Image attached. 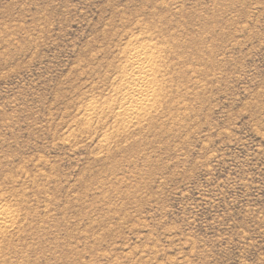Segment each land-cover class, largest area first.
<instances>
[{
	"label": "rangeland",
	"instance_id": "obj_1",
	"mask_svg": "<svg viewBox=\"0 0 264 264\" xmlns=\"http://www.w3.org/2000/svg\"><path fill=\"white\" fill-rule=\"evenodd\" d=\"M0 208V264H264V0H0Z\"/></svg>",
	"mask_w": 264,
	"mask_h": 264
},
{
	"label": "bare ground",
	"instance_id": "obj_2",
	"mask_svg": "<svg viewBox=\"0 0 264 264\" xmlns=\"http://www.w3.org/2000/svg\"><path fill=\"white\" fill-rule=\"evenodd\" d=\"M143 41L142 38L135 37L129 41L128 47L122 53L126 66L119 72L120 80L117 78L119 82L115 88V94L122 97L120 109L123 108V113L119 116L127 120L134 116L148 114L151 111V105H154L166 89L157 78L160 58L157 54L160 51ZM141 42L143 43L138 46ZM12 217L13 214L5 208H0V228L11 224Z\"/></svg>",
	"mask_w": 264,
	"mask_h": 264
}]
</instances>
